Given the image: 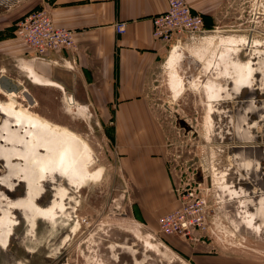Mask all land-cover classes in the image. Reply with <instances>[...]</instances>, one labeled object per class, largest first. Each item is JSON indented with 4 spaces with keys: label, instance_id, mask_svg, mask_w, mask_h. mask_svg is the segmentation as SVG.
I'll use <instances>...</instances> for the list:
<instances>
[{
    "label": "rangeland",
    "instance_id": "rangeland-1",
    "mask_svg": "<svg viewBox=\"0 0 264 264\" xmlns=\"http://www.w3.org/2000/svg\"><path fill=\"white\" fill-rule=\"evenodd\" d=\"M22 1L16 0V5ZM223 2L214 14L203 15L210 32L181 42L180 52L207 47L200 62L184 53L179 66L184 84L181 93L175 97L176 84L170 77L168 82L164 68L168 48L152 96L174 186L155 192L153 200L152 192L145 193V198L150 199L147 202L157 219L162 212L179 207L189 186L195 189L192 193L206 201L209 213L208 228L198 240L165 237L157 227L142 222L130 207L137 204V196L141 200L142 192L134 191L125 177L121 150L109 139V128L92 113L78 109L82 112L78 115L70 110L58 89L35 86L26 76L21 83L30 88L29 94L37 89L51 95L42 96L41 105L31 112L80 138L85 158L75 169V185L70 187L79 189L64 199L62 228L50 226L41 237L27 233L12 238L6 256L0 255V264H54L62 258L64 264H264V232L258 235L253 224L250 230L239 224L247 225L246 213L255 208L261 192L249 179L250 171L234 161L230 152L236 146L264 148V0ZM12 5L1 7L7 12ZM21 6L24 10L17 20L27 13L24 3ZM246 69L252 70L251 78L235 94L230 81L235 70ZM22 70L27 75L32 69ZM16 99L25 104L21 95ZM86 169L96 179L84 180ZM251 191L254 199L250 200ZM135 233L144 242L135 239Z\"/></svg>",
    "mask_w": 264,
    "mask_h": 264
},
{
    "label": "crops",
    "instance_id": "crops-1",
    "mask_svg": "<svg viewBox=\"0 0 264 264\" xmlns=\"http://www.w3.org/2000/svg\"><path fill=\"white\" fill-rule=\"evenodd\" d=\"M188 2L202 16L214 14L224 3L223 0ZM9 3L13 4L12 8L5 12L1 6ZM22 3L27 7L26 12L45 8L55 26L72 31L75 49L51 53L47 60L36 59L15 36L14 24L24 10ZM17 5L16 0H0V75L23 82L26 75L22 67L29 65L40 77L57 84L64 100L69 97L74 105L84 106L104 128H109V139L121 150L125 177L134 191L142 192L141 200L137 196V204L130 207L142 222L157 227L160 216L178 207L175 205L162 215L158 212L160 216L155 219V209L149 205L150 199L145 198V193L152 192L153 200L155 192H166L174 186L162 152L163 135L160 122L153 115L152 101L168 52V46L152 37V18L166 11L167 0H25ZM118 23L125 24L123 34L115 31ZM168 56L169 53L166 59ZM246 70L245 78L252 72ZM34 91L30 94L40 105L42 96H51L49 92ZM253 193L250 192V200L254 199ZM257 201L255 208L246 213L247 225L238 223L246 230L253 224L254 231L260 235L264 226L257 227V222L264 224L263 193ZM253 202H247L248 206ZM13 203L8 189L0 187L2 256L8 253L14 228Z\"/></svg>",
    "mask_w": 264,
    "mask_h": 264
},
{
    "label": "flooded vegetation",
    "instance_id": "flooded-vegetation-1",
    "mask_svg": "<svg viewBox=\"0 0 264 264\" xmlns=\"http://www.w3.org/2000/svg\"><path fill=\"white\" fill-rule=\"evenodd\" d=\"M244 40L247 41V38ZM169 59L170 56L164 63V68H166L169 73V75L167 73L168 82L170 75L173 74V69H171L168 64ZM240 71L241 70H235V75L230 81L231 84L233 82L239 83L240 86H237L236 93L238 91L241 92V88H244V82H247V80L251 78V76H246L245 78V73ZM239 78H242V80L238 81ZM178 86L179 82L176 85V90L179 88ZM168 89L172 91L169 85ZM25 90L27 89L25 88ZM172 93L174 92L172 91ZM0 97V103H4L8 99L7 96L1 94ZM23 101L26 105L21 104L16 99L15 95L14 102L16 105L34 114L30 109H34L38 106L35 100L33 99L32 105H29L27 100L23 99ZM45 122L53 126L64 128L60 125L51 123L53 121L50 122L48 120ZM12 125L13 128H11L12 126L10 124L5 126V120L0 115V178H4L8 175V182L4 181L6 183L2 184L0 181V187L7 188L9 199H14L12 210V223H14V228L11 230V239L20 235H26L27 233H32L41 237L45 235V232L50 226L57 229L62 228L59 222H61L60 218L62 217L61 215L64 209V199L69 193L73 194L79 189L70 188L75 185L73 179L75 177L74 173L76 172V168L73 166L70 167L73 170V172L70 173L69 170L65 169L62 165L63 160L60 159L59 150H50L48 143H50L51 136L47 134L46 131L48 128H46L45 125L30 120L13 121ZM14 125L16 127H14ZM64 129L67 130L66 128ZM9 130H14L15 133L12 134ZM22 139L25 142L24 145L21 141ZM24 151L25 155L20 156L19 152ZM39 155L44 156L39 158ZM47 156L48 159L45 160ZM65 157L63 158L66 160L67 157ZM51 163H53V165H51ZM59 170L60 172H58ZM35 196L37 197L34 198ZM31 197H33L34 200L32 199L31 201ZM44 248L45 247H42L39 251H43ZM46 262L48 264H53V262ZM54 264H64V259L62 258L60 261L54 262Z\"/></svg>",
    "mask_w": 264,
    "mask_h": 264
},
{
    "label": "built area",
    "instance_id": "built-area-1",
    "mask_svg": "<svg viewBox=\"0 0 264 264\" xmlns=\"http://www.w3.org/2000/svg\"><path fill=\"white\" fill-rule=\"evenodd\" d=\"M14 26L15 36L38 60H47L51 53L75 49L73 32L55 26L45 8L25 14ZM115 31L123 34L125 24H116ZM208 32L203 16L192 9L188 0H167L166 11L152 18V37L168 46L169 52L180 47L183 39H196ZM187 190L190 192L186 191L187 196L180 198L179 207L157 219L160 235L198 240L200 233L208 228L206 201L199 200L190 186Z\"/></svg>",
    "mask_w": 264,
    "mask_h": 264
},
{
    "label": "bare ground",
    "instance_id": "bare-ground-1",
    "mask_svg": "<svg viewBox=\"0 0 264 264\" xmlns=\"http://www.w3.org/2000/svg\"><path fill=\"white\" fill-rule=\"evenodd\" d=\"M206 38V37H205ZM217 40V39H215ZM234 39H232L233 41ZM225 41V40H224ZM228 41V39H227ZM231 41V42H232ZM235 41V40H234ZM244 41V40H243ZM226 42V41H225ZM230 42V43H231ZM239 42V41H238ZM213 43V42H212ZM215 43V42H214ZM217 43V41H216ZM220 43V42H219ZM229 43V42H228ZM242 43V42H241ZM206 45V44H205ZM207 46V45H206ZM208 46H210L208 44ZM224 46V45H222ZM227 46V45H225ZM229 46V45H228ZM233 46V45H232ZM219 47V45H218ZM201 48V46H200ZM206 48H201V49H192V51L190 49H186L187 52L184 50L182 52H180L179 47L175 48L173 51L169 52V56L170 59L168 61L169 66L171 67V69H173L172 71V75H170L171 78V82L173 83V85L175 86V84L177 85L179 82V88L177 90L174 91L175 93V97L181 93L180 91L184 88V84H183V80L181 75L179 74V66L181 65L182 59L184 57V53H186L189 57L193 58L195 61L197 60L198 62H200V58L205 54L206 52ZM214 48V47H213ZM192 54V56L189 54ZM235 54H237V52H235ZM233 54V55H235ZM168 56V57H169ZM168 59V58H167ZM204 60V59H203ZM196 61V62H197ZM166 62V61H165ZM202 62V61H201ZM213 63V62H212ZM208 64V63H207ZM210 66V64H208ZM29 68H31L29 65H27ZM27 66H23V67H27ZM168 67V66H167ZM178 67V69H177ZM207 67V66H206ZM32 69V68H31ZM205 69V68H204ZM24 71V70H23ZM205 71V70H204ZM26 76L27 78L30 80V82L35 85V86H39V87H48V88H55V89H61L57 84L52 83V82H48L47 80L43 79L42 77H40L38 74H36L33 69L32 70H28L26 71ZM171 74V72H170ZM242 80V79H241ZM232 85H234L233 89L234 91H237V86H240L239 83H232ZM236 88V89H234ZM25 89V88H24ZM61 91V90H60ZM0 94L7 96V102H2L0 103V115L4 118L5 120V126L6 125H11L13 128V121H18V120H23L20 118H24L30 121H34V122H39L42 125H45L47 129V134L49 136H51L50 138V143H48V146L50 148V150H59L58 153H60V159L63 160V167L68 169L69 172H73V170L70 168L72 167V164L74 165V168H79L80 164H82L83 158H85V150H84V145H83V141L78 138L77 136H75L74 134L68 132L65 129H62L61 127L59 128L58 126H53L50 125L49 123L45 122V120L41 119L40 117H38V115L36 116L35 114L30 113V111L28 112L27 110H23L21 108H19L18 106H16L15 102H14V97L17 94L14 93H9V94H5L0 90ZM19 95V94H18ZM65 101L67 103V105L69 106L70 110L73 109L75 111L76 114L81 115L82 111H85L86 114L89 115V112L87 111V109L84 106H78L73 108L74 102L72 101V99H70L69 97H65ZM75 106V105H74ZM28 109V108H27ZM80 109V110H78ZM87 115V116H88ZM9 122V123H8ZM14 127H16L14 125ZM13 133H15L14 130H9ZM40 135V134H39ZM43 135V134H42ZM21 138V137H20ZM47 139V138H46ZM42 140V139H41ZM23 145H24V141L23 139L21 140ZM27 150V149H26ZM20 156H24L25 155V151L24 152H19ZM44 155H39L38 157H43ZM67 157V159L65 160L63 157ZM50 157V156H49ZM65 157V158H66ZM58 158V157H57ZM48 159V156L46 157L45 160ZM56 159V158H55ZM60 161V160H59ZM81 162V163H80ZM54 163V162H53ZM53 163H51V165H53ZM58 163V162H57ZM69 163V164H68ZM56 164V163H55ZM54 164V165H55ZM46 167V166H45ZM55 168V167H54ZM57 169V168H56ZM67 170V172H68ZM63 171V170H62ZM60 172V170L58 171ZM64 174V173H63ZM85 179L87 181H92L94 180V178L96 179V175L94 174H88V170H85ZM61 175V174H60ZM63 176V175H62ZM65 176V174H64ZM95 176V177H94ZM87 178V179H86ZM0 181L2 184L8 182V175L5 176L4 178H0ZM6 181V182H4ZM37 196H35L34 198H36ZM33 197L30 198V200L32 201ZM34 200V199H33ZM134 237L137 240H141L142 242H144V240L141 239V236H139L138 233L134 234ZM147 238V237H146ZM146 238H144L146 240ZM132 251V250H131Z\"/></svg>",
    "mask_w": 264,
    "mask_h": 264
},
{
    "label": "water",
    "instance_id": "water-1",
    "mask_svg": "<svg viewBox=\"0 0 264 264\" xmlns=\"http://www.w3.org/2000/svg\"><path fill=\"white\" fill-rule=\"evenodd\" d=\"M0 90L5 94H19L29 102V105H32L31 95L24 89L23 84L17 80L6 75H0ZM230 152L234 161H240L244 164L243 169L250 171L248 173L249 179L264 194V167L262 166L264 164V148L256 146L232 147Z\"/></svg>",
    "mask_w": 264,
    "mask_h": 264
},
{
    "label": "trees",
    "instance_id": "trees-1",
    "mask_svg": "<svg viewBox=\"0 0 264 264\" xmlns=\"http://www.w3.org/2000/svg\"><path fill=\"white\" fill-rule=\"evenodd\" d=\"M34 10H36V9L30 10V11H28L27 13H29V12H31V11H34ZM27 13H25V14H27ZM25 14H24V15H25ZM24 15H22V16H24ZM22 16H21V17H22ZM21 17H20V18H21ZM203 19H204V16H203Z\"/></svg>",
    "mask_w": 264,
    "mask_h": 264
}]
</instances>
